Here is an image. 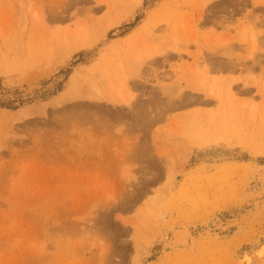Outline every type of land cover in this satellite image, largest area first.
I'll use <instances>...</instances> for the list:
<instances>
[{
  "label": "rangeland",
  "instance_id": "374dc122",
  "mask_svg": "<svg viewBox=\"0 0 264 264\" xmlns=\"http://www.w3.org/2000/svg\"><path fill=\"white\" fill-rule=\"evenodd\" d=\"M261 262L264 0H0V264Z\"/></svg>",
  "mask_w": 264,
  "mask_h": 264
},
{
  "label": "bare ground",
  "instance_id": "6f19581e",
  "mask_svg": "<svg viewBox=\"0 0 264 264\" xmlns=\"http://www.w3.org/2000/svg\"><path fill=\"white\" fill-rule=\"evenodd\" d=\"M246 37V31H243V33H241V37L242 38H245ZM246 39V38H245ZM253 40H254V37L252 38ZM76 43H78V44H76ZM74 44H76V46L75 47H79V46H82V45H84L85 44V40H84V38H82V39H80V40H77L76 42H74ZM150 50V49H149ZM144 52V51H143ZM141 53V54H139V53H136V55L135 56H138V57H136L137 58V61H138V66H139V68L140 67H143L144 65H145V61H147V60H149V59H153L154 57H157V54H160L161 52H159V51H157V50H151V51H145L144 53ZM132 53V52H131ZM130 60V59H129ZM131 61V60H130ZM136 61V59L134 58L131 62H132V64L134 63V62H137ZM154 61V60H153ZM124 62V61H123ZM131 64V63H130ZM136 64V66H137V63H135ZM126 65V64H125ZM102 66V65H101ZM132 66V65H131ZM117 67V66H116ZM115 67V68H116ZM119 67V66H118ZM133 67V66H132ZM132 67L130 68V65L128 66V68H130V70L132 69ZM114 68V69H115ZM127 68V67H126ZM134 68V67H133ZM137 68V67H136ZM113 68H111L110 70L113 72V70H112ZM110 70H108V72L110 71ZM119 70V73H120V69H118ZM129 70V71H130ZM132 70H135V68L134 69H132ZM104 71V70H103ZM121 71H122V69H121ZM123 72H124V70H123ZM123 72L121 73V75L123 74ZM110 73V72H109ZM113 74H115L114 72H113ZM120 75V76H121ZM139 75V74H138ZM136 76L137 77V79L139 80V79H141V77H142V74L140 75V76ZM111 76V75H110ZM108 77V76H107ZM109 78V77H108ZM111 79V78H110ZM115 79V78H114ZM127 78H126V76H122V78L120 79V80H117L116 81V84L118 83L119 85H117V87L119 86L120 87V85H123V86H126L125 84H126V80ZM111 81V80H110ZM112 82H113V80H112ZM115 84V83H114ZM223 84V83H222ZM108 85V84H107ZM215 84L214 83H211L210 85H209V88H208V91H206L205 90V88H204V90H205V93H206V96L207 97H209V98H213V99H217V100H220L221 98V94H222V91L217 87V89H216V85L214 86ZM224 85V84H223ZM111 85L109 84V87H110ZM106 87V86H105ZM116 87V86H115ZM193 87V86H192ZM192 87H190V88H192ZM225 89L224 90H226L227 91V93L229 94L230 92H229V88H230V83H226L225 84ZM103 88V87H102ZM125 87H123V89H124ZM110 89H111V87H110ZM122 89V90H123ZM71 90H72V88H71ZM104 91V90H103ZM117 91V90H116ZM124 91V90H123ZM123 91H120L119 89H118V91L117 92H115V93H113V94H109L107 91V93L105 92V94L107 95V94H109L110 96H106V95H104V93H102V89L100 88V86H98V85H91L90 86V88L88 87V88H86L85 89V91H83V92H85V96H87L88 98H86V99H88L89 101H94L95 103H98L97 105L98 106H102V104H99V103H103V102H105V103H110L111 105H113V106H130V107H133V104L135 103V100H136V96L134 97V95H132V94H130V93H128V91L127 92H123ZM126 91V90H125ZM182 91V90H181ZM181 93V92H180ZM179 93V94H180ZM180 98H182L183 97V94H180V95H178ZM177 96V97H178ZM184 96H186V95H184ZM228 97H229V99H230V96L228 95ZM185 99V98H184ZM221 101V100H220ZM230 101V100H229ZM133 103V104H132ZM103 107V106H102ZM101 107V108H102ZM224 109V108H223ZM146 113V112H145ZM227 118V117H226ZM259 264H264V262H261V263H259Z\"/></svg>",
  "mask_w": 264,
  "mask_h": 264
},
{
  "label": "crops",
  "instance_id": "0c3cea01",
  "mask_svg": "<svg viewBox=\"0 0 264 264\" xmlns=\"http://www.w3.org/2000/svg\"><path fill=\"white\" fill-rule=\"evenodd\" d=\"M245 48H246V46H244ZM244 54H246V50H245V53ZM215 69H216V72L217 73H219V72H223L222 74H225V68H223V67H221V66H215ZM224 70V71H223ZM219 74H217V76H218ZM217 79H220L219 77L217 78Z\"/></svg>",
  "mask_w": 264,
  "mask_h": 264
}]
</instances>
